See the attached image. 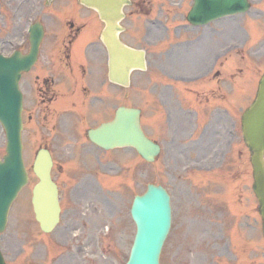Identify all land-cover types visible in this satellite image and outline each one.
Wrapping results in <instances>:
<instances>
[{"label":"rangeland","instance_id":"obj_1","mask_svg":"<svg viewBox=\"0 0 264 264\" xmlns=\"http://www.w3.org/2000/svg\"><path fill=\"white\" fill-rule=\"evenodd\" d=\"M183 1L185 2V0H152L153 3H147L146 17L138 18L133 15L126 20L129 27L136 22L132 26L133 34L127 36L128 40H133L134 30H136L139 43L146 45L145 40H147L148 46L150 42L151 46L161 49L163 47L161 41L165 38H160V32L166 31L170 34L164 48L168 46L171 56L165 54L161 59L164 73L158 66L160 59L152 56L149 69L155 71L152 72L154 78L148 79L149 72H136L132 86L128 90L119 88L118 99L114 101L118 102V105L125 104L142 109L144 128L149 135L163 145V151L155 162L148 163L131 149L117 150L115 153L119 160L131 165L129 172L125 168L119 174L104 170L110 156L101 158L104 162L97 164V152L94 151L91 156L85 151V158L92 163L89 167L90 172L100 177V180H97L99 185L102 183L101 207L103 209L102 212L93 214L94 221L109 228L114 227L116 217L112 215L110 209L115 199L114 192L119 186L125 184V190L128 193L136 194L143 192L150 182L162 183L171 191L175 212L184 215L183 223L186 233L181 235V242L177 246H175L176 237H169L162 254L161 264H264V236L262 219L258 212L259 202L252 189L251 153L242 138L240 123L241 114L254 99L259 78L264 71V16L256 17L258 21L253 26L258 34V40L254 41L249 36L248 28L253 25L250 23L253 19L252 14L255 13L254 9L259 7L264 10V0H255L256 5L250 12L235 19V22H239L236 26L227 24V27L217 30L213 38L202 41L199 52L189 46L188 53L185 49L186 45H177L178 40L173 33V21L178 15L167 8L169 5H177ZM162 3L165 4L164 14L161 9ZM187 3L188 1L182 9L188 8ZM165 17L172 26L169 31L161 25V20H165ZM239 28L242 29L241 32ZM246 38L250 40L248 46L245 42ZM231 41L239 43L240 46L242 43L241 53L237 58L229 54L226 59V66L234 67L231 71L233 75L228 76L229 72L226 69L222 77L216 79L218 84L226 77L227 87L223 86L215 92L204 90L192 92L185 83L168 76L173 71L182 72L181 67L195 70L193 60L195 62L198 60L201 66H204L195 71L206 70L211 63L210 58L212 60V56L215 55L211 48H222ZM245 52L246 57L242 54ZM177 54L180 55L178 59ZM206 59H209V62L205 64ZM235 67H241L242 71H235ZM166 76L169 78L168 81ZM191 85L198 88L199 82L196 81ZM109 93L111 95V90ZM109 115L111 114L103 110L100 120H104ZM77 121L72 127L71 124L64 122L60 128L66 132L49 140L42 139L40 132L41 130L50 132L51 126H42L39 130L34 121H27L24 131V155L27 166L31 168L38 148L44 143L51 142L50 145L56 151L58 160L55 178L76 180L82 177L86 169L82 166V161L79 156L78 158L70 157L72 139L75 138L73 132L75 126L77 130L84 131L93 123H85L82 119L81 122L77 123ZM5 144V134L0 124V157L5 153ZM67 151L69 155L66 154ZM70 159L75 160L72 162L74 164H71ZM65 163H70L69 166L70 168L73 166L74 172L67 171L61 176L63 173L60 172L59 166ZM194 163L199 169L185 171L186 166L190 167ZM178 173L182 176H177ZM95 179L89 178L87 182L95 183ZM33 180L22 192L23 196L16 202L6 233H0V243L6 244V240L10 239L12 245H17L16 231L27 230L31 234L36 228L35 224H32L30 202ZM198 188H201L198 191L199 197L197 196ZM132 196V194L128 196L127 212ZM211 199L227 204L225 216L217 209L212 210L211 207L197 211L198 209L195 208L197 201L208 203ZM106 229L105 227L104 230ZM56 239L64 241V238L60 236ZM103 239L104 256H100L101 259L98 262L91 261V264H124L133 241V232L118 238L104 235ZM21 243L28 246L35 245L30 237L26 239V242ZM54 245L56 246L55 243ZM61 250V247L57 248V251ZM90 255H97V252H90ZM98 258L99 256L96 257ZM80 261V257L77 256L71 260V264H90V262Z\"/></svg>","mask_w":264,"mask_h":264},{"label":"flooded vegetation","instance_id":"obj_2","mask_svg":"<svg viewBox=\"0 0 264 264\" xmlns=\"http://www.w3.org/2000/svg\"><path fill=\"white\" fill-rule=\"evenodd\" d=\"M132 7L135 11H143L145 2L133 0ZM98 29L95 13L78 0H0V53L11 55L18 51L24 57L28 56L32 49V35L38 30L43 32L37 60L30 65L28 72L23 73L21 83L24 94L27 90L35 104L34 114L52 117L58 123H74L79 116L68 113L75 106L72 99L80 94L81 103H84L90 99L93 102L97 97V91L103 87V57H100L103 46ZM214 33L215 28L196 32L190 40L195 44L194 50L197 48L199 52L200 43L213 38ZM211 51L214 52V48ZM96 106L97 100L91 108ZM64 132L66 130L60 129L59 133ZM77 141L79 143L71 147L73 157L82 156L87 144L79 135ZM84 163L82 166H91L87 161ZM72 179L69 183H59L60 195L64 199L62 226L52 234L39 228V235L44 238L35 239L34 260L17 261L23 249L11 250L7 254L11 259L9 264H55V251L51 249L59 236L64 238L69 249L72 248L71 235L79 237L76 240L79 252L93 244L97 246L98 237L103 236V225L94 221L93 214L102 212V194L97 185L82 180L73 182L75 179ZM123 205L125 200L110 209L116 217L115 231L121 234L136 228L131 216L128 219L125 213L120 214ZM180 226L175 224V230Z\"/></svg>","mask_w":264,"mask_h":264},{"label":"water","instance_id":"obj_3","mask_svg":"<svg viewBox=\"0 0 264 264\" xmlns=\"http://www.w3.org/2000/svg\"><path fill=\"white\" fill-rule=\"evenodd\" d=\"M95 8L105 22L103 41L109 51L110 67L114 77L128 83L133 68L145 69V53L125 45L119 37L123 27V8L129 0H82ZM247 0H196L190 18L206 22L227 13L244 11ZM12 61V62H11ZM8 63L5 68L4 65ZM20 65L0 56V120L7 134V154L0 160V228L11 201L28 182L22 156L21 94L18 89ZM242 130L246 144L252 151L254 190L261 202L264 217V74L256 99L242 116ZM99 144L111 147L132 145L149 160L159 152V146L149 140L140 125V110L121 108L114 121L90 132ZM53 161L47 150L37 156L34 170L40 181L34 190L33 203L44 230H51L59 220L60 206L57 187L51 178ZM132 216L137 233L127 264H160V254L171 226L170 195L162 186L149 185L143 195L135 197ZM0 264H4L0 253Z\"/></svg>","mask_w":264,"mask_h":264},{"label":"bare ground","instance_id":"obj_4","mask_svg":"<svg viewBox=\"0 0 264 264\" xmlns=\"http://www.w3.org/2000/svg\"><path fill=\"white\" fill-rule=\"evenodd\" d=\"M12 62V61H11ZM8 66V63L4 65V67L6 68Z\"/></svg>","mask_w":264,"mask_h":264}]
</instances>
